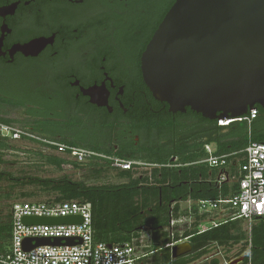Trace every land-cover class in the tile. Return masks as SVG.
Wrapping results in <instances>:
<instances>
[{
    "label": "flooded vegetation",
    "instance_id": "af4514ba",
    "mask_svg": "<svg viewBox=\"0 0 264 264\" xmlns=\"http://www.w3.org/2000/svg\"><path fill=\"white\" fill-rule=\"evenodd\" d=\"M169 10L170 0H0V85L18 86L0 91V117L16 114L34 136L17 142L123 151L143 158L148 173L155 158L199 153L216 138L218 121L190 108L170 112L143 73V55ZM195 182L166 186L179 192ZM214 256L187 264H220L210 263ZM232 262L247 264L246 253Z\"/></svg>",
    "mask_w": 264,
    "mask_h": 264
},
{
    "label": "trees",
    "instance_id": "16d2710c",
    "mask_svg": "<svg viewBox=\"0 0 264 264\" xmlns=\"http://www.w3.org/2000/svg\"><path fill=\"white\" fill-rule=\"evenodd\" d=\"M176 0H170V8ZM258 116L250 124L238 122L228 127V132L220 134L217 124L216 138L202 144L199 153L187 149L186 155L176 161L173 157L178 155L153 159L156 164L153 172L135 176L134 170H120V175L127 179L121 184H90L84 180H74L68 176L62 178H41L38 176L17 177L11 173L0 170V184H6L0 192V199L4 204L0 205V252H5L11 243L12 237V198L16 190L33 187L32 192L20 194L23 199H35L41 202L79 201L92 205L94 240L97 243L122 244L131 241H140L143 232H148L150 238V250L147 254L154 255V264H177V259H172L171 250L166 245L181 237L189 238L193 250L190 254L181 257L184 264L190 263L201 257L207 256L223 248L230 253L237 244H243L248 250L246 262L250 264H264V217L255 218L251 233L246 231L242 220L229 221L204 233L198 234L199 220L198 210L195 205L182 209L181 203L186 201L217 200L221 197H230L237 191L238 184L234 181L216 183L209 181L217 177L219 169L210 168L207 164L200 163L209 155L204 149L207 144H216V155H223L243 151L250 143H263L261 130L264 128V109L256 106ZM0 121L13 124L12 120L0 117ZM17 148L12 141L0 136V165L3 164L2 154L10 149ZM107 157H119L127 160H143L135 155H127L123 151L104 152L98 148H87ZM51 151H54L51 149ZM49 155H40V160L47 164L63 167L70 165L73 168L89 167L94 169H112L110 162L104 158H94L84 164H79L65 155L56 152ZM59 155V156H58ZM63 156V157H62ZM242 155L237 156L239 160ZM194 162V170L181 171L182 167H169L170 165H183ZM238 167L235 160L231 163V169ZM212 169V171H210ZM196 180L193 186L172 190L167 183L178 185L183 180ZM192 189V190H191ZM19 191V192H20ZM194 218L192 229H187L181 236L174 233L170 225L172 219H178L181 214ZM153 248V249H152ZM250 257V261H249Z\"/></svg>",
    "mask_w": 264,
    "mask_h": 264
},
{
    "label": "water",
    "instance_id": "95a60500",
    "mask_svg": "<svg viewBox=\"0 0 264 264\" xmlns=\"http://www.w3.org/2000/svg\"><path fill=\"white\" fill-rule=\"evenodd\" d=\"M143 73L154 98L172 113L190 108L221 121L264 109V0H176L143 55ZM81 222L80 216L23 219L28 226ZM75 244L37 238L23 247ZM192 250L188 241L179 243L172 259ZM212 259L226 263L220 254Z\"/></svg>",
    "mask_w": 264,
    "mask_h": 264
},
{
    "label": "built area",
    "instance_id": "2783aa9c",
    "mask_svg": "<svg viewBox=\"0 0 264 264\" xmlns=\"http://www.w3.org/2000/svg\"><path fill=\"white\" fill-rule=\"evenodd\" d=\"M258 116V110H251L246 116L237 119L218 121L219 126L229 127L238 122L251 123ZM0 136L12 142L22 138L33 139L34 136L25 132L15 124L0 121ZM55 152L67 156L79 164L89 162L94 158H104L110 162L112 169L123 171L138 170L144 166L141 161L107 157L95 151L84 148H68L64 144L52 148ZM209 157L200 163L210 168L219 169V174L209 181L223 183L234 181L238 184L237 191L230 197L217 200H199L192 202L201 218L198 234L218 227L229 221L242 220L247 225L250 234L255 218L264 217V142L250 143L243 151L223 155H216L209 144L204 146ZM51 150V149H50ZM242 157L237 160V156ZM235 160L238 167L231 169ZM12 237L5 252H0V264H144L143 260L149 256L139 250V245L133 240L122 244L97 243L94 240L92 205L88 202L61 201H16L12 204ZM80 216L82 222L72 225H32L23 223L25 217H69ZM177 219L171 220L173 228ZM182 236V235H181ZM74 239V246H37L26 251L23 243L26 239ZM189 238L181 237L166 245L170 250L177 244L186 242ZM225 254L219 249L214 255ZM246 251V258L248 256ZM228 257V256H227ZM238 257V256H237ZM236 256L229 258L230 263ZM249 257V261H250ZM247 264H250L248 262Z\"/></svg>",
    "mask_w": 264,
    "mask_h": 264
},
{
    "label": "rangeland",
    "instance_id": "374dc122",
    "mask_svg": "<svg viewBox=\"0 0 264 264\" xmlns=\"http://www.w3.org/2000/svg\"><path fill=\"white\" fill-rule=\"evenodd\" d=\"M18 86L16 85H0V91L4 93L16 92ZM13 103V102H12ZM5 118L12 120L13 124H16V114L6 115ZM261 138H264V128L261 130ZM17 148L10 149L2 154L3 164L0 165V170L7 173H11L17 177L23 176H38L41 178H62L68 176L74 180H84L90 184H121L127 182V179L120 175V170L118 169H94L89 167L73 168L70 165L58 167L54 165L47 164L40 160V155H49L54 151L50 149H38L33 144H29L27 141L12 142ZM55 153V152H54ZM59 156V155H58ZM63 157V156H62ZM135 176H140L141 174L147 173L145 166L138 170H134ZM146 175V174H145ZM6 184H0V192L5 188ZM35 189L33 187H27L16 190L12 198V203L16 201H36L35 199H23L20 194L24 192H32ZM20 191V192H19ZM4 204V199H0V205ZM182 209H186L184 204H180ZM194 218L185 215L184 213L179 216L177 221H175V226L172 228L174 233H180L183 235L187 229L193 228ZM247 228V225L245 224ZM150 238L151 235L148 232H143L140 241L135 240L137 245H139V250L147 253L150 250ZM153 249V248H152ZM219 250V249H218ZM225 256L228 258L237 257L242 254V252L248 251L243 247V244H237L233 247L230 253L225 252L223 248L220 249ZM217 250H213L214 254ZM211 254V253H210ZM209 256V255H207ZM206 257V256H204ZM156 259L154 255H149L143 260L144 264H154Z\"/></svg>",
    "mask_w": 264,
    "mask_h": 264
},
{
    "label": "crops",
    "instance_id": "0c3cea01",
    "mask_svg": "<svg viewBox=\"0 0 264 264\" xmlns=\"http://www.w3.org/2000/svg\"><path fill=\"white\" fill-rule=\"evenodd\" d=\"M220 127H222L220 129V134H224V133H227L228 132V127H223V126H220ZM211 146L216 151V144L215 143H212ZM57 154H59V153H57ZM59 155H62V154H59ZM192 202H194V201L189 200V201H186V202H182L181 204H184L186 206V208H188V207H190V205H191Z\"/></svg>",
    "mask_w": 264,
    "mask_h": 264
}]
</instances>
